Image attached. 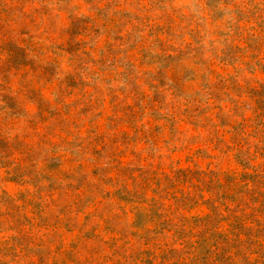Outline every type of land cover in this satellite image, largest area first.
<instances>
[{"label":"rangeland","instance_id":"374dc122","mask_svg":"<svg viewBox=\"0 0 264 264\" xmlns=\"http://www.w3.org/2000/svg\"><path fill=\"white\" fill-rule=\"evenodd\" d=\"M0 264H264V0H0Z\"/></svg>","mask_w":264,"mask_h":264}]
</instances>
